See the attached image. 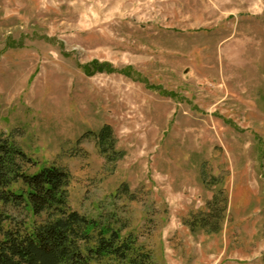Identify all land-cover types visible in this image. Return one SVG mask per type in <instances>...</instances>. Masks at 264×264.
Masks as SVG:
<instances>
[{"label": "rangeland", "instance_id": "374dc122", "mask_svg": "<svg viewBox=\"0 0 264 264\" xmlns=\"http://www.w3.org/2000/svg\"><path fill=\"white\" fill-rule=\"evenodd\" d=\"M0 135L149 264H264V0H0Z\"/></svg>", "mask_w": 264, "mask_h": 264}, {"label": "trees", "instance_id": "16d2710c", "mask_svg": "<svg viewBox=\"0 0 264 264\" xmlns=\"http://www.w3.org/2000/svg\"><path fill=\"white\" fill-rule=\"evenodd\" d=\"M98 142L110 161L119 159L108 126ZM30 165L18 143L0 135V205L32 216L16 218L0 208V264H149L131 235L71 208L67 170L50 165L29 173Z\"/></svg>", "mask_w": 264, "mask_h": 264}]
</instances>
